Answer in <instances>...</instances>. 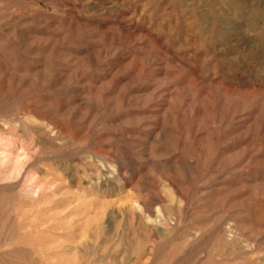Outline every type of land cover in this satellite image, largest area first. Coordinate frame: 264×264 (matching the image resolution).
Wrapping results in <instances>:
<instances>
[{
  "label": "rangeland",
  "instance_id": "1",
  "mask_svg": "<svg viewBox=\"0 0 264 264\" xmlns=\"http://www.w3.org/2000/svg\"><path fill=\"white\" fill-rule=\"evenodd\" d=\"M0 264H264V0H0Z\"/></svg>",
  "mask_w": 264,
  "mask_h": 264
}]
</instances>
